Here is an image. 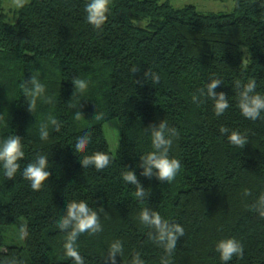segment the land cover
I'll use <instances>...</instances> for the list:
<instances>
[{
    "label": "trees",
    "instance_id": "16d2710c",
    "mask_svg": "<svg viewBox=\"0 0 264 264\" xmlns=\"http://www.w3.org/2000/svg\"><path fill=\"white\" fill-rule=\"evenodd\" d=\"M85 3L29 0L8 22L0 0V138L17 133L25 145L14 177L0 169V264H73L64 253L66 230L57 225L73 199L86 200L102 225L78 236L85 264H133L137 252L144 264H162L169 254L156 229L139 219L143 208L184 227L169 264H224L215 243L226 237L243 245L227 264H264V113L248 119L238 105L249 79L264 94V0H234L229 13L167 0H106L98 26L87 22ZM31 77L45 85L34 108L22 88ZM76 77L85 79L83 88L73 87ZM214 78L222 81L214 91L229 101L220 115L206 95ZM113 118L115 152L103 129ZM160 122L175 129L169 155L182 164L168 182L139 167L153 150L150 127ZM221 126L245 133L247 143L231 144ZM85 131L91 141L75 150L73 137ZM95 151L107 152L111 163L82 167L79 160ZM39 154L48 155L49 172L33 189L22 170ZM134 166L144 199L122 177ZM18 219L25 222L22 244H7L5 230ZM117 239L123 248L113 260L109 245Z\"/></svg>",
    "mask_w": 264,
    "mask_h": 264
},
{
    "label": "clouds",
    "instance_id": "9594fccd",
    "mask_svg": "<svg viewBox=\"0 0 264 264\" xmlns=\"http://www.w3.org/2000/svg\"><path fill=\"white\" fill-rule=\"evenodd\" d=\"M107 11L106 0H86L85 18L88 23L98 26L104 19ZM153 79L158 80L159 76L152 73ZM30 86L22 85L23 92L30 98L29 108H34L37 98H40L45 91V85L40 83L35 77L30 78ZM222 81L219 78L211 79L206 85V95L213 98V108L216 115L222 114L229 107L227 94L223 91H214L218 84ZM73 87L79 89L85 86L83 77H76L72 80ZM237 85L240 82L237 81ZM256 80L249 79L247 83L240 87L238 105L241 113L248 119L256 120L261 118L264 113V94L256 91ZM202 94L203 93L202 91ZM48 99V97H44ZM193 99H197L196 96ZM79 115L78 110L74 113ZM49 122L53 125L57 121L53 117H49ZM147 127V126H146ZM219 131L227 133L228 141L242 148L247 143V135L238 130L229 131L227 126H221ZM47 123L40 125V138L46 140L48 138ZM176 135L175 129H169L165 122L153 124L150 127L152 151H149L140 160L139 167L141 175L145 177L154 176L159 181L173 180L182 164L180 159L169 155V148L173 142V136ZM91 141V136L85 131L78 134L72 139V147L75 150H84ZM24 143L21 135L14 133L6 137L0 138V169L3 174L12 178L20 169V158L24 157ZM113 157L107 152L95 151L90 155H85L79 160L82 167L89 165L96 169H102L108 166ZM49 160L47 154H39L35 161L29 162L22 170V175L30 181L33 189H39L41 183L45 180L49 172ZM123 180L136 186L135 196L141 199L146 197L145 187L138 180L135 173V166L128 168L122 174ZM261 214H264V201L261 202ZM139 219L142 223L154 227L156 229V239L163 244L165 251L169 254L175 249L178 237L183 236L184 227L179 223H169L164 219L158 211L143 208L139 212ZM57 225L59 229L66 230V239L64 242V253L66 257L71 258L73 264H85L84 257L79 251L77 239L80 233L89 232L96 233L102 230L97 211L91 207L84 199L70 200L64 206V211L60 215ZM123 244L119 239L114 240L109 245V251L113 258L121 252ZM215 250L219 254L220 261L227 264L233 256H240L243 253V245L241 241L235 237H226L216 241ZM169 257L162 258V264H169ZM133 264H144L143 258L137 252L133 257Z\"/></svg>",
    "mask_w": 264,
    "mask_h": 264
},
{
    "label": "rangeland",
    "instance_id": "374dc122",
    "mask_svg": "<svg viewBox=\"0 0 264 264\" xmlns=\"http://www.w3.org/2000/svg\"><path fill=\"white\" fill-rule=\"evenodd\" d=\"M29 0H1L4 12L7 15L8 22H14L15 16L13 11L19 7L20 4L26 3ZM163 2L166 0H158ZM174 7H182L184 5H195L200 12H221L229 13L233 10L234 0H167ZM104 134L108 142L109 148L115 152L119 142V123L117 119L113 118L103 124ZM25 232V222L23 219H18L16 224L5 230L7 236V244L21 245ZM3 250V249H1ZM0 250V251H1Z\"/></svg>",
    "mask_w": 264,
    "mask_h": 264
}]
</instances>
